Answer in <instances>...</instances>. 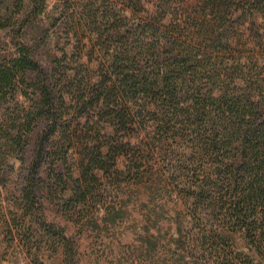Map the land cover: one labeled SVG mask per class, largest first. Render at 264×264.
Returning <instances> with one entry per match:
<instances>
[{
  "label": "trees",
  "instance_id": "1",
  "mask_svg": "<svg viewBox=\"0 0 264 264\" xmlns=\"http://www.w3.org/2000/svg\"><path fill=\"white\" fill-rule=\"evenodd\" d=\"M56 2L0 0L11 240L78 264L45 202L107 227L144 194L140 264H264V0ZM168 202L197 225L176 210L161 244Z\"/></svg>",
  "mask_w": 264,
  "mask_h": 264
},
{
  "label": "rangeland",
  "instance_id": "2",
  "mask_svg": "<svg viewBox=\"0 0 264 264\" xmlns=\"http://www.w3.org/2000/svg\"><path fill=\"white\" fill-rule=\"evenodd\" d=\"M46 2L48 3L49 10L53 9L57 3L56 0H46ZM16 184V180L13 179L11 186L16 188L18 187ZM5 196L7 198L6 194ZM139 196L136 198L137 206H129V211L123 221L117 220L115 223H107L106 225H109L107 227L104 226V222L100 219L95 224L90 220L81 221L76 218H71L70 214H67L62 206H58L56 201L50 199L44 204L45 211L43 214L39 213L36 215L35 221L39 222L40 225L55 223L66 226L67 232H70V235L78 242V264H140L141 253H143V250L145 251V249H142V236H145L142 218L147 214V210L144 208L146 204L145 195L139 194ZM7 202L8 200L4 199V205ZM182 204L181 206H175L173 202H168L165 209V216H163L164 218L157 225L160 228V232L151 228L152 235L162 238L161 244H164L167 240L172 241V237L176 236L175 224L170 220L171 216L175 215L176 210L183 211L182 215L184 216L188 215L187 219L191 223L187 225H197L191 220L187 207ZM11 211L6 208L5 212L8 219H11ZM101 215L102 212L99 213L98 217H101ZM19 224V220L10 221V225ZM5 225V222L0 220V264H65L62 260L61 253L51 255L45 251L35 256L32 255L33 253L30 254L22 251L18 248L16 237H14V240H11L12 236L5 228ZM79 225H86V227L80 231L78 230ZM92 225L99 226L93 228ZM158 264H163L162 260ZM165 264H171V262L168 261Z\"/></svg>",
  "mask_w": 264,
  "mask_h": 264
}]
</instances>
